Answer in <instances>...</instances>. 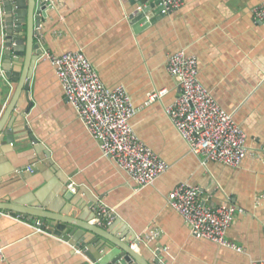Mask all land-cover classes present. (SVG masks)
<instances>
[{
    "label": "crops",
    "instance_id": "0c3cea01",
    "mask_svg": "<svg viewBox=\"0 0 264 264\" xmlns=\"http://www.w3.org/2000/svg\"><path fill=\"white\" fill-rule=\"evenodd\" d=\"M150 1L152 12L159 10L158 0ZM263 4L183 0L180 10L167 16L159 12L155 16L161 20L136 33L130 0H56L36 29L44 54L35 56L30 91L21 94L4 128L12 132L14 143L0 145V203L35 202L41 211L92 221L101 201L115 212L113 225L105 228L115 237L160 234L155 241H142V250H137L150 264L155 259L161 264L264 262V26L254 16ZM2 15L0 0V121L17 86L7 81L2 67ZM74 52L87 56L107 88L123 87L130 96L138 110L131 120L135 133L170 165L153 185L137 189L129 175L103 155L66 99L46 55ZM177 52L197 58L200 82L246 133L248 156L239 167L194 155L167 115L179 95L167 71L168 58ZM162 90L168 94L149 102L150 94ZM185 183L199 187L213 206L237 208L227 239L241 252L191 234L168 203V195ZM69 193L74 195L71 201L66 199ZM0 246L5 248L0 264L88 263L82 251L77 254L48 224L4 211Z\"/></svg>",
    "mask_w": 264,
    "mask_h": 264
},
{
    "label": "built area",
    "instance_id": "2783aa9c",
    "mask_svg": "<svg viewBox=\"0 0 264 264\" xmlns=\"http://www.w3.org/2000/svg\"><path fill=\"white\" fill-rule=\"evenodd\" d=\"M47 8H53L56 0H42ZM164 16L183 7V0H158ZM254 16L264 26V4L254 10ZM55 68L66 99L91 137L98 142L105 157L111 158L131 180L137 189L145 188L164 175L170 165L146 146L135 133L131 120L138 113L137 108L123 87L107 88L82 52L61 56L47 54ZM167 71L176 82L179 95L166 113L190 151L214 162L239 167L248 156L247 135L214 99L199 80V64L195 57L177 52L168 58ZM168 94L162 90L149 95V102ZM69 190L76 193L74 184ZM208 198V197H207ZM203 192L190 184L178 185L169 195L168 203L176 210L189 227L191 234L199 240H207L219 247L241 252L227 239L238 213L231 204L213 206ZM96 218L92 221L102 228L113 225L116 215L101 201L96 203ZM41 231V228H39ZM159 233L137 236L139 242L155 241ZM138 250L137 244H132ZM81 254V251L76 252ZM5 260V248L0 246V263ZM254 264H264L255 262Z\"/></svg>",
    "mask_w": 264,
    "mask_h": 264
},
{
    "label": "water",
    "instance_id": "95a60500",
    "mask_svg": "<svg viewBox=\"0 0 264 264\" xmlns=\"http://www.w3.org/2000/svg\"><path fill=\"white\" fill-rule=\"evenodd\" d=\"M1 1L4 15H2V19L6 28V50L2 67L7 81L17 84L0 121V145L5 146L14 143L12 132L8 129L5 130V125L13 114L21 94L24 91L26 93L30 91L29 73L33 67L35 56L40 57L44 54L41 44L36 39L40 37L36 29L41 26L42 19L47 16V6L42 0ZM130 2L135 7L130 19L136 33L150 28L161 20V16H155L161 11L159 2L157 4L159 10L154 12L152 11L155 6L149 0H130ZM32 140L36 142L33 137ZM81 190L90 201L96 202L88 190ZM73 198L74 195L71 193L66 197L70 201ZM88 206L91 208L93 203ZM39 208L35 202L20 205L6 200L5 203H0V211L9 212L13 217L22 216L29 220L37 219L48 224L56 235L69 242L78 251H82V255L88 261L87 264H150L142 251L138 253L133 249L134 242L139 250H142L141 247H143L136 238L123 240V238L115 237L105 228L90 224L96 218V214L92 221L80 220L65 214L41 211ZM152 264L161 263L155 259Z\"/></svg>",
    "mask_w": 264,
    "mask_h": 264
},
{
    "label": "bare ground",
    "instance_id": "6f19581e",
    "mask_svg": "<svg viewBox=\"0 0 264 264\" xmlns=\"http://www.w3.org/2000/svg\"><path fill=\"white\" fill-rule=\"evenodd\" d=\"M237 252H239V251H237Z\"/></svg>",
    "mask_w": 264,
    "mask_h": 264
},
{
    "label": "rangeland",
    "instance_id": "374dc122",
    "mask_svg": "<svg viewBox=\"0 0 264 264\" xmlns=\"http://www.w3.org/2000/svg\"><path fill=\"white\" fill-rule=\"evenodd\" d=\"M153 94V93H152Z\"/></svg>",
    "mask_w": 264,
    "mask_h": 264
}]
</instances>
